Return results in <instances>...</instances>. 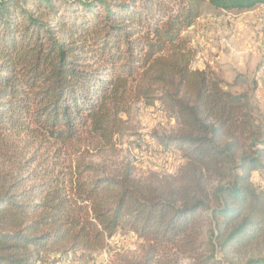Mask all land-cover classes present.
<instances>
[{
    "label": "trees",
    "instance_id": "trees-1",
    "mask_svg": "<svg viewBox=\"0 0 264 264\" xmlns=\"http://www.w3.org/2000/svg\"><path fill=\"white\" fill-rule=\"evenodd\" d=\"M205 5L264 0H0V264L93 256L123 230L155 255L264 264V128L253 96L193 68ZM135 103L176 122L156 135L176 175L106 163Z\"/></svg>",
    "mask_w": 264,
    "mask_h": 264
},
{
    "label": "rangeland",
    "instance_id": "rangeland-1",
    "mask_svg": "<svg viewBox=\"0 0 264 264\" xmlns=\"http://www.w3.org/2000/svg\"><path fill=\"white\" fill-rule=\"evenodd\" d=\"M263 18L264 6L249 12H225L205 5L202 16L191 30L184 32V37L197 50L193 68L210 70L222 80L227 91L253 96L259 124L264 128ZM122 117L126 125L115 139L116 151L105 154L106 163H130L136 176L142 178L176 175L184 161L176 151L161 148L156 138V135H169L177 128L161 104L148 107L135 103L130 113ZM262 174H254L253 181L258 185L264 183ZM144 261L152 264L198 263L190 254L172 249L152 254L150 246L123 230L109 241L108 249L102 253L53 259L36 257L34 264H140Z\"/></svg>",
    "mask_w": 264,
    "mask_h": 264
},
{
    "label": "crops",
    "instance_id": "crops-1",
    "mask_svg": "<svg viewBox=\"0 0 264 264\" xmlns=\"http://www.w3.org/2000/svg\"><path fill=\"white\" fill-rule=\"evenodd\" d=\"M263 19H264V18H263ZM246 21H247V20H246ZM246 21H245V22H246ZM249 21H250V20H249ZM191 29H192V28H191ZM191 29H190V30H191ZM243 37H244V36H243Z\"/></svg>",
    "mask_w": 264,
    "mask_h": 264
}]
</instances>
